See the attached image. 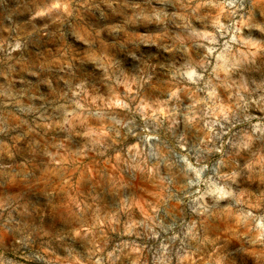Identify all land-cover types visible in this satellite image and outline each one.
Returning <instances> with one entry per match:
<instances>
[{"label":"rangeland","instance_id":"1","mask_svg":"<svg viewBox=\"0 0 264 264\" xmlns=\"http://www.w3.org/2000/svg\"><path fill=\"white\" fill-rule=\"evenodd\" d=\"M248 212L264 215V0H0L5 257L264 264Z\"/></svg>","mask_w":264,"mask_h":264},{"label":"clouds","instance_id":"2","mask_svg":"<svg viewBox=\"0 0 264 264\" xmlns=\"http://www.w3.org/2000/svg\"><path fill=\"white\" fill-rule=\"evenodd\" d=\"M17 48L20 47L19 44L16 45ZM194 73H189L188 76H191ZM239 203V201H237ZM246 219L250 220L251 222V230L248 235L244 237L245 241L248 243L249 246L255 247L259 250V259L264 260V215H253L252 212H248L246 214ZM27 241L21 239L16 242V244L12 245V248L15 249L17 245H25ZM7 260V264H15L14 259L5 257L3 252L0 251V264H4V261Z\"/></svg>","mask_w":264,"mask_h":264}]
</instances>
